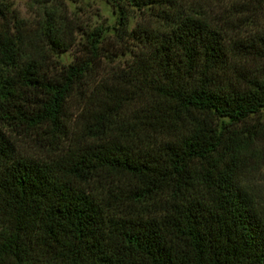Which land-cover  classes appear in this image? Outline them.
I'll list each match as a JSON object with an SVG mask.
<instances>
[{"label": "trees", "instance_id": "trees-1", "mask_svg": "<svg viewBox=\"0 0 264 264\" xmlns=\"http://www.w3.org/2000/svg\"><path fill=\"white\" fill-rule=\"evenodd\" d=\"M105 1L110 34L0 0V264H264V0Z\"/></svg>", "mask_w": 264, "mask_h": 264}, {"label": "rangeland", "instance_id": "rangeland-1", "mask_svg": "<svg viewBox=\"0 0 264 264\" xmlns=\"http://www.w3.org/2000/svg\"><path fill=\"white\" fill-rule=\"evenodd\" d=\"M10 4L23 24L29 28H36L45 19L47 13L62 14L72 24L80 26H101L107 28L110 34L111 28L115 24V12L105 0H5ZM200 3L210 18L218 19L224 17L230 11V3L227 0H200ZM138 12L133 10L129 18V28L135 22L140 21ZM76 53V47L68 51L53 55L56 64L66 65ZM122 62V58L119 60ZM250 124H256L259 128V135L255 141L253 152L248 157L245 166L239 173V183L247 192L249 197L260 208L264 216V110L259 111L248 119ZM23 144L26 154L36 152L32 142H28V137H17ZM33 147V148H32ZM36 147V146H35Z\"/></svg>", "mask_w": 264, "mask_h": 264}]
</instances>
